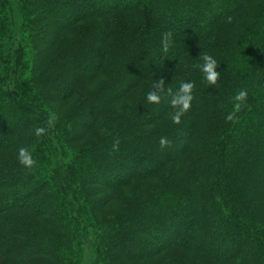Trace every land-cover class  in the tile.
I'll list each match as a JSON object with an SVG mask.
<instances>
[{
  "label": "trees",
  "instance_id": "trees-1",
  "mask_svg": "<svg viewBox=\"0 0 264 264\" xmlns=\"http://www.w3.org/2000/svg\"><path fill=\"white\" fill-rule=\"evenodd\" d=\"M0 264H264V0H0Z\"/></svg>",
  "mask_w": 264,
  "mask_h": 264
},
{
  "label": "clouds",
  "instance_id": "clouds-1",
  "mask_svg": "<svg viewBox=\"0 0 264 264\" xmlns=\"http://www.w3.org/2000/svg\"><path fill=\"white\" fill-rule=\"evenodd\" d=\"M231 22V17L228 18ZM171 32H165L162 34V50L167 52L170 47L171 42ZM200 58L203 60L202 65H198L201 71L204 73V77L208 84L216 85L220 76V72L217 71V61L209 54L200 55ZM195 84L193 82H182L179 89L173 93L171 88L165 90V81L163 78L156 80L153 84V89L147 94V101L153 104H159L161 102V93H167L171 96L170 101L171 107L174 109L173 114L171 115V120L174 124L181 123V117L184 116L191 108V102L194 99L192 93L194 90ZM233 100L235 101L233 105V111L230 112L226 117V121L236 123L238 122L237 113L242 109L247 100V91L239 90L237 94L234 95ZM55 120V116L51 115L49 117V125H51ZM44 128H37L36 135L40 136L45 133ZM120 141L116 139L113 142L112 149L113 151L119 150ZM160 147L166 148L171 145V141L167 137H161L159 141ZM17 159L21 165L25 168L31 169L36 164L35 159L33 158L32 153L29 149L21 147L18 150Z\"/></svg>",
  "mask_w": 264,
  "mask_h": 264
}]
</instances>
